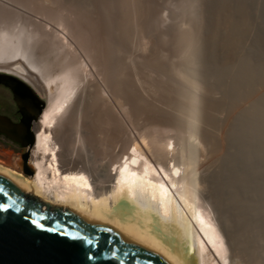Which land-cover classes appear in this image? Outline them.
I'll return each instance as SVG.
<instances>
[{
    "label": "bare ground",
    "instance_id": "1",
    "mask_svg": "<svg viewBox=\"0 0 264 264\" xmlns=\"http://www.w3.org/2000/svg\"><path fill=\"white\" fill-rule=\"evenodd\" d=\"M119 1L120 8L116 12L117 16L120 15L118 12L122 13V23L117 20L120 25L115 31L121 42L127 39L132 25L133 30L145 38L153 30L156 33L157 28L159 33L165 29H161L166 20L163 14H153L148 7L139 16L137 10L143 6L139 0ZM200 1H180L178 10L183 16H188L186 19L190 26L173 24L172 50L169 53L161 50L152 55L151 62L148 61L150 70L147 77H141L134 62L129 65L132 67L131 75L126 73L127 67L125 69V64L122 65L121 57L119 59L117 52L108 48L111 49L109 55L116 56L118 61L111 62L108 58L105 64L108 69V93L99 89L101 82L97 83L93 77H90L91 80L83 77L84 61H74L64 50L69 43L64 40L65 36L52 33V38L59 37L55 41L49 38L53 32L51 28L48 32L49 27H46L48 31L44 28L29 30L23 25L13 27L9 25L11 20L6 22L12 14L7 15L6 12L0 16V22L4 23L0 25V69L28 81L34 74L47 94V101L34 124V141L29 145V158L26 154L23 162L18 152L2 151L0 176L37 197L43 206L70 208L110 225L153 250L170 264H238L240 260L244 264H264V197L260 196L252 206L234 190L236 182L229 183L223 177L233 167V176L236 174L239 180L242 178L251 183L250 179L254 178H246L235 167L239 162L234 165L235 161L229 158L228 149L231 147L228 148L227 144L232 141L241 146L245 157L243 161L250 162L254 153L264 159V54L263 60L253 58L243 43L242 27L231 18L223 24L228 31L226 33L231 36L229 41L224 38L218 40L219 30L210 31L206 18L203 19L200 12L198 15ZM1 6L4 4L1 3ZM107 14L105 17L111 18ZM113 21L111 25H114ZM130 21L132 25L128 24ZM258 32L255 33L259 35ZM48 38V49H44L43 53L38 50L41 53L37 55L36 45ZM28 40L32 42L29 41V44ZM218 42L226 49L228 47L234 56L225 58L218 54L215 50ZM142 43L143 48L147 46ZM42 44L38 45L40 49L45 47ZM97 57L98 63H101L102 60ZM193 70L197 72V77ZM123 118L128 123L131 119L141 120L134 125L138 129L136 135L127 134ZM72 120L78 123H74L76 128L73 126L74 134L71 135L70 130L65 129L66 125L73 123ZM195 129L198 132L200 129L201 133L196 132L198 136L201 134V142L196 143L202 144L205 154L199 162V167L205 169L201 173V183L209 184L210 175L214 173L215 176L217 171L222 174L219 181L222 189L214 200L215 207L221 208L226 204L234 215V226L229 223L224 211H220L215 219L209 206L200 200L202 194L199 195V180L191 157L194 152L188 149L191 146H188L189 140L184 139L183 133L187 131L189 137H194ZM187 133L185 136H188ZM181 141L186 142L189 152L185 151V147H177ZM236 150H239L238 147ZM230 151L233 152V149ZM25 164L32 169L30 174L25 173ZM251 173L253 175L254 172ZM256 182L259 181L252 180V183ZM256 186L261 187L259 183ZM237 258L240 259L236 261Z\"/></svg>",
    "mask_w": 264,
    "mask_h": 264
},
{
    "label": "rangeland",
    "instance_id": "2",
    "mask_svg": "<svg viewBox=\"0 0 264 264\" xmlns=\"http://www.w3.org/2000/svg\"><path fill=\"white\" fill-rule=\"evenodd\" d=\"M85 1V0H84ZM84 1H81V0H0V9L2 12H4L2 14V12H0V16H3L6 12H7V15L9 14H12V15H9L8 16V19L6 22H10L12 24H15V25H12L10 22H9V25L10 26H13V27H19V26H25L26 28L29 27V30H31L32 28H40L43 30L49 29H53L51 32L48 31L47 29L45 31H48V32H51L48 36L50 39H54L55 41H58L59 40V37L58 40L57 38H52L51 36L52 33H58L61 37V35L64 37H66L64 40L66 42H69V43H66L64 41V43H66V45L64 46V50H66V52L71 55L70 57H72V59L75 60H80V61H84V69L87 68V70L83 69V77L87 80H91V79H95L97 83L101 82L99 85V89L102 91H104V93H108L106 91H109V90H106V89H109V86L107 88L106 86V83H108V69H106L105 67V64L107 63V60L109 58V60H111V62H118L116 60L117 57H121L120 61L122 62V65L123 63L125 65H123L126 69V73L130 74L131 75V71H132V67L129 66L131 65L130 62H134L133 65H136V69L139 68V71H140V75L142 78H145L147 77V72H149L148 70H150V62L152 60V55L155 53L157 54L158 51H163L165 53H169L170 50H172V40H173V36L171 35L172 34V27H173V24L174 25H181V27H187V26H190L189 22L187 21L188 19V16L186 14V16H183L182 13L178 10V7H179V4H180V1L181 0H139V3H141V5L143 6H138L139 9L137 10V14H143V11H147L148 10V7L151 9V11L153 12V14H158V15H162L163 17H165L164 19H166L165 21H163L164 26L161 25V29L162 27L165 28V29H162L161 32L162 33H159V29H155L156 33L154 32H151V33H148L147 35L149 36H146L147 38H145V36L143 35V37L145 38L144 41H143V37L141 34H139L136 30H133L132 27H134L132 24H133V20H132V24H131V21L128 23L129 25H132L130 26L128 29V34H127V39H123V41L121 42L117 35V32L115 31V28H117L116 26L119 27V22L122 23V13L121 12H118L120 15L117 16V9L120 8V5H119V0H86L85 2ZM90 1V2H89ZM67 2V3H66ZM75 2V3H74ZM143 2H145L143 4ZM1 3L4 4V6H1ZM84 3V4H83ZM198 15H199V12H200V15L201 17L204 19L206 18V20L208 21L207 24H209V27L210 28L209 30L211 31V29H216V30H219L220 33H217L218 34V40L220 38H224L225 40L229 41L228 39H230V34L229 33H226L227 30L224 29L223 27V24L225 23V21L227 22V18H231V20L236 23L237 25H239L240 27H242V39H243V43L244 45L246 46H249L247 47L246 46V49L250 50L251 51V54L253 56V58L255 57V59H259V60H263L261 59L263 57V52H264V0H201L200 2H198ZM201 3V4H200ZM205 3V4H204ZM43 4V5H42ZM75 4V5H73ZM82 4L84 6H82ZM93 4V5H92ZM78 5V6H77ZM86 5V7H85ZM91 5V6H90ZM95 5V6H94ZM97 5V6H96ZM7 6V7H6ZM9 6V7H8ZM82 6V7H81ZM90 6V8H89ZM95 8H94V7ZM145 6V8H144ZM151 6V7H150ZM4 7V8H3ZM143 7V8H142ZM73 8V9H72ZM153 8V9H152ZM180 8V7H179ZM5 9H8V10H5ZM53 11H52V10ZM83 11H82V10ZM89 11H88V10ZM141 9V10H140ZM11 11V12H10ZM48 11V12H47ZM62 11V12H61ZM73 11V12H72ZM75 11V12H74ZM144 11V12H145ZM179 14H178V12ZM105 12V14H104ZM9 13V14H8ZM87 13V14H86ZM108 13V14H107ZM46 14V15H45ZM61 17H60V15ZM104 14V15H103ZM107 14L111 16L110 17H105ZM7 15H5L7 17ZM85 15V16H84ZM101 15V16H99ZM199 15V16H200ZM57 16V17H56ZM72 16V17H71ZM78 16V17H77ZM180 16V17H178ZM183 16V17H181ZM64 17V18H63ZM99 17V18H98ZM102 17V18H101ZM2 18V17H0ZM10 18V19H9ZM12 18V19H11ZM59 18V19H58ZM113 18V19H112ZM117 18V19H116ZM130 18V17H129ZM181 18H183V20L185 19V21H183ZM79 19V20H77ZM88 19V20H87ZM103 19V20H102ZM115 19V20H114ZM234 19V20H233ZM1 20V19H0ZM9 20V21H8ZM60 22H59V21ZM65 20V21H64ZM77 20V21H76ZM82 20V22H81ZM84 20V21H83ZM105 20V21H104ZM114 20V21H113ZM118 20V21H117ZM127 20V19H126ZM182 20V22H181ZM261 20V21H260ZM63 21V22H62ZM73 21V22H72ZM92 21V22H91ZM100 21V22H99ZM112 21H113V24L114 25H111L112 24ZM77 22V23H76ZM105 22V23H104ZM109 22V23H107ZM176 22L180 23V24H176ZM187 22V24L185 23ZM4 24L2 21L0 22V25ZM59 23H61V25L64 27L62 28L61 25H59ZM107 23V24H106ZM172 23V24H171ZM186 24V26H184L183 24ZM69 24V25H68ZM72 24V25H71ZM102 24H106L108 27H111L110 29L107 27L106 28V25L102 26ZM115 24H118V25H115ZM167 24V26H166ZM171 24V25H170ZM19 25V26H18ZM91 25V26H90ZM97 25V26H96ZM86 26V27H85ZM101 26V27H100ZM208 26V25H207ZM73 27V28H72ZM83 27V28H82ZM171 29H170V28ZM93 28V29H92ZM28 29V28H27ZM39 29V30H40ZM82 29V30H81ZM84 29V30H83ZM106 29L109 30L106 32ZM113 29V30H112ZM261 29V30H260ZM33 30V29H32ZM77 30V31H76ZM99 30V31H98ZM166 31V36L163 34L165 31ZM169 32H168V31ZM111 31V32H110ZM164 31V32H163ZM259 31V32H258ZM73 32V33H71ZM77 32V33H76ZM94 32V33H93ZM104 32V33H103ZM110 32V33H109ZM115 32V34L113 33ZM137 32V33H136ZM228 32V31H227ZM255 32H258L259 35ZM108 35H107V34ZM133 33H136V36L135 34ZM158 33V34H157ZM68 34V35H67ZM111 34V37L110 39L108 38V36ZM119 34V33H118ZM140 36H139V35ZM145 34V33H144ZM150 34V35H149ZM155 34H157L156 36H154ZM229 34V35H228ZM72 35V36H71ZM75 35V36H74ZM89 35V36H88ZM96 35V36H95ZM159 35H163L162 37L159 36ZM168 35L169 38H168ZM220 35V36H219ZM47 36V37H48ZM154 40L152 39V37ZM159 36V38H158ZM165 36V37H164ZM46 36L44 38H47ZM87 39H86V38ZM141 37V38H140ZM161 37V39H160ZM226 37V38H225ZM228 37V38H227ZM43 38V39H44ZM46 39L47 41H44L43 39L41 40V42L39 44H42L44 42V44H42L43 48L40 49V47H38V45H36V51L35 53L38 55V53H43L46 49H48V40L50 41V39ZM75 38V39H74ZM82 38V39H81ZM84 38V39H83ZM101 38V39H100ZM107 38V39H106ZM115 38V40L113 39ZM139 38V39H138ZM151 38V39H150ZM156 38V39H155ZM165 38V40L163 41V39ZM142 41H139L141 40ZM147 39V40H146ZM159 39V40H157ZM168 39V40H167ZM170 39V40H169ZM222 39H220L222 41ZM68 40V41H67ZM94 40V41H93ZM107 40V42H110L108 44H106L107 42L105 41ZM113 40V41H112ZM119 40V41H118ZM30 43L32 42L31 40H28L26 41L27 43ZM74 41V42H73ZM115 41V42H114ZM147 41V42H146ZM150 41V42H149ZM152 41V42H151ZM157 41V42H156ZM170 41V44H167L169 43ZM22 42L24 43L25 41L22 40ZM87 44H86V43ZM116 42L118 43L116 45ZM127 42V43H126ZM140 42V43H139ZM143 42V43H142ZM146 42V43H144ZM149 42V43H148ZM29 43V44H30ZM63 43V45H64ZM103 43V45H102ZM122 43V45H120ZM124 43V44H123ZM130 43V44H129ZM141 43L142 45H147L143 48V46H141ZM154 43V44H153ZM160 43V44H158ZM47 44V45H46ZM111 44V45H109ZM132 44V45H131ZM150 46H149V45ZM156 44V45H155ZM69 45V46H68ZM79 45V46H78ZM91 45L94 47V51L92 50L91 48ZM108 45V46H107ZM115 45V47H114ZM124 45V46H123ZM155 45V46H153ZM166 45L168 47H166ZM101 46V47H100ZM140 46V47H139ZM162 47V49H160V47ZM166 48H165V47ZM171 46V47H170ZM71 47V48H70ZM79 47V48H78ZM84 47V49H83ZM90 47V50L88 49ZM120 47H122L120 49ZM142 47V48H141ZM148 47V48H147ZM151 47V48H150ZM154 47V48H153ZM38 48V49H37ZM69 48V49H68ZM96 48V49H95ZM108 48H111L113 51H116L117 54L114 58V56L111 57V55H109L110 53L109 50L111 49H108ZM113 48H116V49H113ZM124 48V49H123ZM146 48V49H145ZM150 48V50H149ZM153 48V49H152ZM157 48V49H155ZM168 48V49H167ZM45 49V50H44ZM76 49V50H75ZM99 49V50H98ZM103 49V50H102ZM106 49V50H105ZM149 51H148V50ZM167 49V51L165 50ZM38 50H41L38 51ZM68 50L70 52H68ZM73 50V51H72ZM102 52H101V51ZM120 50V52L118 51ZM151 50L153 52H151ZM157 50V51H156ZM215 50L218 54L224 56L225 58L229 57V56H234L233 53L229 52L228 51V47L226 49V47H224V45H222L221 42H218L216 45H215ZM77 51V52H76ZM79 51V52H78ZM87 51V52H86ZM98 51V52H96ZM132 51V52H131ZM144 51V52H143ZM257 51V52H256ZM94 52V53H93ZM96 52V54H95ZM106 52V53H105ZM143 52V53H142ZM149 52V54H147ZM101 53H103L101 55ZM119 53V54H118ZM128 54V56H125L126 54ZM140 53V54H139ZM147 54L144 56V54ZM52 54V53H51ZM78 56L74 58V55ZM90 54V56H89ZM94 54V55H92ZM142 54V55H141ZM96 55V56H95ZM105 55V56H104ZM109 55V56H108ZM124 55V56H123ZM99 56V61H101V63H98V57ZM107 56V57H106ZM123 56V57H122ZM139 56V57H138ZM151 56V59H149ZM87 57V58H86ZM89 57V59H88ZM103 57V58H102ZM135 57V58H134ZM149 57V58H147ZM258 57V58H256ZM82 58V59H80ZM97 58V60L95 59ZM105 58V59H104ZM92 59V60H91ZM136 59V60H135ZM139 59V60H138ZM141 59V60H140ZM144 59V60H143ZM147 59V60H145ZM95 60V61H94ZM108 60V61H109ZM127 60V61H126ZM133 60V61H132ZM91 61V62H90ZM139 61V62H138ZM150 61V62H148ZM20 63H24L23 61H18ZM90 62V63H89ZM97 62V63H96ZM145 62V63H144ZM93 63V65H92ZM127 63V64H126ZM130 63V64H129ZM139 65H138V64ZM149 63V64H148ZM142 64H146V65H142ZM86 65V66H85ZM141 65V67H140ZM93 66V69H94V72H93V69L92 67ZM139 66V67H138ZM89 67V68H88ZM102 69H100V68ZM148 68V69H146ZM104 69V70H103ZM130 69V71H129ZM98 70V71H97ZM87 71V72H86ZM128 71V72H127ZM194 71V70H193ZM97 72L95 75L94 73ZM100 72V73H99ZM86 75H85V74ZM89 73V74H87ZM107 73V74H106ZM143 73V74H142ZM11 74V73H9ZM93 74V76H92ZM97 74H99V77L97 76ZM145 74V75H144ZM88 75V76H87ZM91 75V76H90ZM103 75V76H102ZM144 75V76H142ZM194 75L197 77V72L195 73L194 71ZM20 78H23L22 76L20 75H16ZM30 77H32V79H29V81L27 79L24 78L25 81H27L28 83L30 81H32V83L30 82L29 84L31 85V87L33 88V90L35 91V93L43 100H45V102L47 101V94H46V91H45V87L43 86V84L41 83V81H39V79L37 78V76H35L34 74L33 75H30ZM91 77V79H90ZM93 77V78H92ZM98 77V78H97ZM103 77V78H102ZM107 77V78H105ZM35 79V80H34ZM98 79V80H97ZM100 79V80H99ZM105 79V80H104ZM34 80V81H33ZM102 80V81H101ZM36 81V82H35ZM35 83L37 85H35ZM104 85V86H103ZM106 87V88H105ZM102 91V92H103ZM4 96L6 98H8L10 100V109L12 110L13 113H16L15 109H16V106L14 105V103H12V99H11V95L10 93H8L6 90L2 89L0 87V98L1 99H4ZM5 100V99H4ZM13 104V105H12ZM20 112V111H18ZM131 120H132V123H131ZM128 123V120H124L123 118V122H124V127L126 129V132L127 134L129 135H136L138 129L135 128L134 125H136L138 122L140 123V121H138L137 119H131ZM76 120H72L73 123H69L68 125H66V131L70 130L69 133L72 135L74 134V129L76 128V125L78 122H74ZM126 122V124H125ZM75 123V124H74ZM128 123V124H127ZM71 125V126H70ZM69 126V128H67ZM75 126V128L73 127ZM137 127V126H136ZM130 128V129H129ZM135 130H134V129ZM73 129V130H72ZM137 129V130H136ZM134 130V132H133ZM198 132V129H195L194 131V137L198 139H195L193 136H190L189 137V132L187 133V131L183 132L184 133V139H187L189 141H187V143L189 142L188 146L190 145L191 147H189L188 149L192 150V153H193V156L191 155L193 161L195 162L194 164V168L196 167V176H198V180H199V184H198V191H199V195H201L203 198H201L200 196V200H204V203H206L209 208L211 209V213L213 214V216L215 217V219L217 218V216L219 215L218 213H220V211H224L225 214H227V219L229 220V223L231 225L234 224V215L230 212L229 208L227 207L226 204H224L221 208H217L215 207L216 206V199H217V195L219 194V192L221 191L222 187H221V183L219 182L221 180L220 176L222 175L220 172H216L215 173V176H214V173L212 175H210V181H209V184L212 185L210 186L208 184V182H206L205 184L204 183H201L202 180V175L201 173H204L205 172V169L203 168H200L199 167V162L203 159V156L205 155L204 152H203V146L202 144H197L198 142L200 143V135L198 136V133H201L200 132V129H199V132ZM133 132V133H132ZM132 133V134H131ZM170 134L173 133L172 132H169ZM185 133L188 134V136L186 135L185 136ZM197 133V134H196ZM197 135V136H195ZM189 137V138H187ZM182 142V141H181ZM185 142V141H184ZM182 142L180 144V142L178 143V146L177 147H185V151L189 152L188 149L186 148L187 145L186 142L184 143ZM190 142H193V143H190ZM197 142V143H196ZM192 144V145H191ZM230 144V145H229ZM235 144V145H234ZM180 145V146H179ZM184 145V146H183ZM202 147H201V146ZM238 143H234L232 141V143H228L227 146L228 148L231 147L230 149L232 150L233 149V152L229 150V158L232 160V161H235L234 165H236V163H238L235 167H237L243 174H245L246 178L247 176L250 178H253V179H250L251 180V183L250 182H247V181H244L242 180H239L237 178L238 176L235 174L233 176V167L229 168V172L227 171L226 176L225 173L223 174V177L225 178V180H229V183H238L234 185V190L236 189L237 193L240 195V196H244L245 199H247V202L250 204V205H254L255 203H257V200H259V197L262 196L264 197V159L262 158V156L260 157L258 155V153H254L252 156H251V159L250 162H246L245 159L244 162L242 158H245L243 157V154H242V150H241V146H237ZM200 146V147H199ZM235 148H234V147ZM238 147L239 150H236V148ZM196 148V149H195ZM200 148V150H198ZM194 149V151H193ZM197 150V151H196ZM241 150V151H240ZM3 152H10V151H13V152H18L20 154V156L23 158V156H25L26 154L27 155V158H29V152L31 151V148L30 146H27L26 144H23L21 143V147L19 148L18 151H15L13 148L11 147H8V146H5L3 145L2 143H0V157H1V153ZM186 152V153H187ZM203 152V154H202ZM185 153V152H184ZM237 153V154H235ZM201 154V156L199 155ZM195 156V157H194ZM198 156H200L198 158ZM202 158V159H201ZM25 160L23 159V162ZM257 162V163H256ZM250 163V164H249ZM198 164V165H197ZM233 165V166H234ZM238 165H241L240 167H238ZM253 165V166H252ZM26 167H28V165L25 164ZM198 166V167H197ZM252 166V167H251ZM260 166V167H259ZM254 167H259L258 169H255V170H252V168L254 169ZM29 168V167H28ZM30 170H32L31 168H29ZM203 169V170H202ZM260 169V170H259ZM247 170V171H246ZM203 171V172H202ZM246 171V172H245ZM252 172L253 175H252ZM230 172L232 174H230ZM26 174H30V173H27L25 172ZM258 173V174H257ZM207 175V174H206ZM250 175V176H249ZM214 176V177H213ZM233 176V177H231ZM236 176V177H235ZM229 177V178H228ZM257 177V178H256ZM214 178V180H213ZM223 178V179H224ZM230 179H233L232 181H230ZM237 179V180H235ZM201 180V181H200ZM216 180V181H215ZM227 180V182H228ZM235 180V181H234ZM252 180H256V181H259V186H261L260 188L258 186H256L257 184H254L252 183ZM234 181V182H233ZM240 181V182H239ZM242 181V183H241ZM244 181V183H243ZM204 182V181H203ZM213 182V183H212ZM261 182V183H260ZM204 184V185H203ZM218 184V185H217ZM242 184H246L245 185H242ZM200 185V186H199ZM214 185V186H213ZM242 185V186H240ZM210 186V187H209ZM245 186V187H244ZM201 187H205L201 188ZM220 187V189H219ZM213 188V189H212ZM253 188V190H252ZM246 189V190H245ZM259 189V190H258ZM201 190V191H200ZM218 190V191H217ZM220 190V191H219ZM213 191V192H212ZM241 191V192H240ZM208 192V194H207ZM216 192V193H215ZM244 192V194H243ZM257 192V193H255ZM216 195H215V194ZM242 193V194H241ZM207 196H206V195ZM211 194V195H209ZM250 194V195H249ZM249 195V196H247ZM213 196V197H212ZM211 200H210V199ZM215 200V201H214ZM249 200V201H248ZM251 201V202H250ZM253 201V202H252ZM256 201V202H255ZM254 203V204H253ZM228 209V210H227ZM231 215H229V214ZM234 226V225H233ZM264 241V239H263ZM240 258H237V260H239ZM238 264H244V262H242V260L240 261H237Z\"/></svg>",
    "mask_w": 264,
    "mask_h": 264
},
{
    "label": "water",
    "instance_id": "3",
    "mask_svg": "<svg viewBox=\"0 0 264 264\" xmlns=\"http://www.w3.org/2000/svg\"><path fill=\"white\" fill-rule=\"evenodd\" d=\"M5 78L12 79L35 93L23 78L0 69V80L5 81ZM40 101L42 108L45 100L40 98ZM0 130L4 131L1 126ZM23 159H26V155ZM24 171L31 172L26 166ZM0 187L22 201L25 206L21 213L12 216L11 224L0 227V264H120L121 261L124 264H170L153 250L106 223L70 208L50 207L48 204L43 206L42 201L37 197L27 194L2 176H0ZM5 199L0 193V202ZM28 209L43 214L42 222L47 227L68 231L78 230L97 240V246L91 247L79 239L71 240L66 236L35 228L27 220L22 219L28 214ZM109 228L112 229L111 232L107 231ZM109 238L111 244L108 243ZM111 250L117 252L115 257L110 255ZM88 251H91L94 259L86 258ZM126 253L128 255H125Z\"/></svg>",
    "mask_w": 264,
    "mask_h": 264
},
{
    "label": "flooded vegetation",
    "instance_id": "4",
    "mask_svg": "<svg viewBox=\"0 0 264 264\" xmlns=\"http://www.w3.org/2000/svg\"><path fill=\"white\" fill-rule=\"evenodd\" d=\"M4 80H0V87L10 93L16 113L10 109L11 102L8 98H0V126L4 129L0 130V143L18 151L22 142L29 146L34 141V124L44 105L41 108L40 97L36 93L12 79Z\"/></svg>",
    "mask_w": 264,
    "mask_h": 264
},
{
    "label": "snow or ice",
    "instance_id": "5",
    "mask_svg": "<svg viewBox=\"0 0 264 264\" xmlns=\"http://www.w3.org/2000/svg\"><path fill=\"white\" fill-rule=\"evenodd\" d=\"M0 193L3 194V196L6 198L3 202H0V227H5L11 224L12 216L14 214L21 213L24 209V204L22 201H20L18 198L13 197L10 195L7 191L4 190V188L0 187ZM10 210V211H9ZM28 214L26 216H23L22 219L27 220L32 226H34L37 229L50 231L53 233H56L58 235H63L68 237L71 240L79 239L84 244L89 245L91 247L97 246V240L82 234L80 231H68L66 229L64 230H58L56 227H47L42 220L44 219L43 214L39 213L38 211L34 209H28ZM108 232H111L112 229H107ZM108 243L111 244V238H109ZM110 255L112 257H115L117 255V252L115 250L110 251ZM125 255H128L127 253ZM86 258L88 260L94 259L93 254L91 251H88L86 253ZM120 264H124L123 261L120 262Z\"/></svg>",
    "mask_w": 264,
    "mask_h": 264
}]
</instances>
